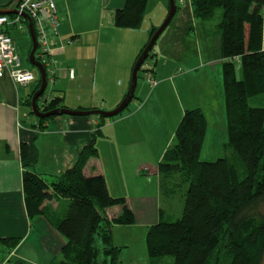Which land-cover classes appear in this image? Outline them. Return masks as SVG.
<instances>
[{
  "label": "crops",
  "instance_id": "crops-1",
  "mask_svg": "<svg viewBox=\"0 0 264 264\" xmlns=\"http://www.w3.org/2000/svg\"><path fill=\"white\" fill-rule=\"evenodd\" d=\"M12 1L0 0V8ZM102 1L105 9L100 5ZM53 3L60 23L59 36L51 45L52 60L56 61V88L44 99L61 98L63 106L72 111L108 112L116 108L126 95L134 62L148 42L151 30L167 16L168 4L164 0H151V5L157 9L151 16L148 0L144 15L147 21L144 17L139 29L128 30L113 26V13L123 7L125 0H53ZM178 3L179 10L154 44L149 58V67H153L148 72L153 84L146 83L149 87L146 93L144 84L137 85L136 104L129 107L132 99L125 114L122 112L118 117L106 120L101 128L102 135L96 139L93 135L100 123L97 116H55L41 125L43 129L39 128L36 119L28 116L31 111L25 102L35 82L19 86L8 76L0 78V240H17L15 248L0 264H52L59 259L64 245L54 226L63 218L69 200L52 197L44 205L45 215L28 217L22 190L21 145L27 147L31 171L41 176L59 177L75 165L82 149L92 140L98 156L88 161L84 173L101 175L109 194L125 198L135 216L132 225L111 227L112 243L120 249L118 259L121 264H149L145 238L148 227L158 221L162 209L158 184L154 194H143L131 200L126 192L114 191L106 176L108 157L112 152L117 153L119 145H132L133 141L120 136L116 139L112 134L104 136V131L116 126L120 129V125L125 124L131 126L126 131L134 137L139 128H143L141 115L155 114L152 107H166L170 102L173 107L170 112L173 109L172 117L176 122L178 117L181 119L184 109L202 110L206 119L202 149L206 143L207 148L213 146L210 130H222L221 125L217 126V118L221 124L225 115V108L223 110L211 88L213 74L217 77V72L221 73L222 79L221 41L217 32L220 14L213 21L203 23L193 17L191 0H178ZM262 15L264 49V3ZM67 40L71 47L63 46ZM112 58L118 62L117 66L112 64ZM99 61L108 64L104 74L99 73ZM64 63H67L66 67ZM70 70L74 73L73 78L69 77ZM194 78L197 81L188 86L186 81ZM219 138H223V134ZM225 140H222L221 149L214 144L213 152L220 156L217 159L224 157ZM166 146L158 157L159 162ZM156 173L158 177L157 170ZM117 212L118 207H114L107 210V215L111 217Z\"/></svg>",
  "mask_w": 264,
  "mask_h": 264
},
{
  "label": "trees",
  "instance_id": "trees-1",
  "mask_svg": "<svg viewBox=\"0 0 264 264\" xmlns=\"http://www.w3.org/2000/svg\"><path fill=\"white\" fill-rule=\"evenodd\" d=\"M174 2L177 12L180 6L177 0ZM263 3L264 0H191L193 17L203 23L213 21L216 11L221 10L217 32L221 41L227 131L223 149L226 153L216 161L200 160L206 119L200 108L184 109L173 143L165 150L157 167L162 200L170 203L183 199V209L175 221L160 209L158 221L148 227L145 244L149 264H163L166 258H170L172 264L262 262ZM147 4L148 0H125L123 7L113 13V26L139 29ZM157 28L151 30L148 41ZM152 51L153 48L150 55ZM145 62H149V58ZM237 70L240 71L239 79ZM39 84L37 77L33 91L25 100L29 108ZM38 102L42 112L65 108L61 98L44 99V93ZM52 118H36L39 128L43 129L41 125ZM97 118L100 123L94 139L102 135L103 123L113 119ZM97 151L92 140L82 149L73 167L59 177H47L29 169L27 147H20L22 190L28 217L45 215L44 205L52 197L69 200L63 218L54 226L64 245L59 259L52 264H121L118 259L120 249L112 243L111 227L132 225L135 216L125 198L109 194L101 175L84 173L88 161L98 156ZM114 207H119V212L108 217L107 210ZM16 244L15 239L0 240V262ZM222 249L224 254L220 252Z\"/></svg>",
  "mask_w": 264,
  "mask_h": 264
},
{
  "label": "rangeland",
  "instance_id": "rangeland-1",
  "mask_svg": "<svg viewBox=\"0 0 264 264\" xmlns=\"http://www.w3.org/2000/svg\"><path fill=\"white\" fill-rule=\"evenodd\" d=\"M150 2H151V0H149V7H150L149 10L151 11L152 14L149 13V15L152 16L153 13H155V11L157 9H155V6L151 5ZM164 2L166 4H168L167 0H164ZM100 5L102 8H104V9L106 8V7H103V5H104L103 1L100 2ZM220 13H221V10H217L214 17L215 18L218 17ZM144 17L146 18L145 19V22H146L148 18L146 16H144ZM162 22L157 27H159L162 24ZM25 28L15 35L16 54L20 58L22 67L24 69L30 71L35 77L39 78L37 68L32 66L28 61V56H29V53L31 50V40H30L28 31ZM57 38L54 39V42H56ZM63 46L64 47H71L72 44H69L68 40H67L66 42H64ZM116 51H119L118 48ZM70 52L71 51L69 50L68 54ZM93 54H95V51H93ZM51 55L53 56V52L51 53ZM111 61H112V64L114 66H117L118 62H116L115 58H112ZM53 63L56 64V61L53 60ZM63 65H64V67H66L67 63H64ZM105 65L106 64L99 61V63H98L99 73H101V72L103 74L105 73L104 67H107L108 64L106 66ZM236 77H237V79L240 78V71L239 70H237V72H236ZM130 78H131V76L128 77V82H129ZM204 80H205V77L203 78L202 82H204ZM196 81H197V79L194 78V79H191V80L186 81V82L189 86L190 84H194V82H196ZM146 83L149 84L146 72L142 68L138 72V78H137L136 87H135V91H134L135 96H138L137 89H136L137 85L139 87L140 84H144L145 93H146V91L149 90L148 89L149 87H147ZM31 84H33V83H31ZM55 85L56 84H54V83L53 84L48 83L46 86V89L44 91V96H47L48 93L49 94L52 93V91L55 92V88H56ZM129 85L130 84L128 83L127 92L129 89ZM205 85H207V81L205 82ZM31 87H32V85H31ZM211 88L213 89V94H214L216 100H219L221 102L222 108L224 110V92H223L221 73L217 72V77H216V75L213 74L212 79H211ZM127 92H126V94H127ZM135 102H136V99L132 100L131 105H129V107L130 106L133 107L136 104ZM137 104H139V102ZM167 105L169 107L168 106L162 107V105L152 107V109L154 108L155 109L154 111L157 112L155 114H151V115L149 114V116H147V117H144V115H141V117L139 119L142 120L143 128L144 127H146V128L143 129L142 127H140L138 134L134 137L129 136L130 135L129 132L126 131L131 126L125 125V124L120 125L121 126L120 129L118 126H116L115 128L111 127L110 129L104 131V136L112 134L114 136V138H116V139L123 137V138L131 139L133 141L132 145L125 144L122 142L123 145H119V147L117 149V153L112 152V154H110L112 158L108 157L109 160H108L107 165H109V166L106 169V176H107L108 182L112 183V187L115 188L114 191L126 192L127 193L126 195H128V197H129L128 200L142 196L143 194H146L149 196H150V193L154 194L155 186L158 184V177H157V173H156L158 163H159L158 157L166 145L167 146L165 149H167L173 143L174 132H175L176 126L180 120V118L178 117V121L177 122L175 121V118L172 117L174 115L173 109L170 112L172 104L170 102H168ZM253 105L257 106V103H253ZM148 106H150V104ZM114 109H112V110H114ZM127 109H128V107L125 110H127ZM112 110H110V111H112ZM125 110L123 111V113L125 112ZM110 111H108V112H110ZM28 116H30V118H32V120L36 119L35 116L32 114L28 115ZM118 116H116V117H118ZM156 118L160 119V120L157 121ZM221 120H222V122L220 124L219 123L220 119L217 118V126L220 127V125H221L222 130L220 128H218L216 132H214V130H210L213 146H211L209 144L210 145L209 147H211V148H207L206 145L208 143H206V145H204V147L200 153V160L201 161H216L217 158L220 157V156H217L218 154H216L213 151H215V146H214L215 143L217 144V147L219 149H221L222 143H223L222 140H225L223 138L226 137V140L224 141V143L227 141L225 115L223 116V119H221ZM138 121L139 120H137V122ZM222 134H223V138L220 139L219 137H220V135L222 136ZM169 137H170V140H169ZM149 146H151L153 148V150H155V153H153V150H151ZM225 153H226V151H224V154ZM144 165H148L149 168L148 167L143 168ZM161 203H162L163 211L165 212L166 215L171 217L172 221L177 220L181 216V211L183 209V199L179 200V201L170 202V203L169 202L166 203L163 200H161ZM118 209H119V207H118ZM260 212L264 216V204L261 206ZM108 217H110V215H108ZM98 246H99V243H98ZM220 252H221V254H224L225 251H224V249H222ZM100 259H101V257L99 258V260ZM163 264H172V261L170 258H166ZM261 264H264V257L262 259Z\"/></svg>",
  "mask_w": 264,
  "mask_h": 264
},
{
  "label": "built area",
  "instance_id": "built-area-1",
  "mask_svg": "<svg viewBox=\"0 0 264 264\" xmlns=\"http://www.w3.org/2000/svg\"><path fill=\"white\" fill-rule=\"evenodd\" d=\"M16 15H0V78L8 76L15 84L27 86L36 81L30 71L24 69L15 50V35L26 26V15L32 23L37 49L34 57L45 71L46 86L55 81L56 67L52 60V43L59 36L60 23L56 15L53 0H19L14 7ZM28 31V29H27ZM71 43V42H69ZM148 83L153 84L149 71V63L142 66ZM73 71L69 77L73 78Z\"/></svg>",
  "mask_w": 264,
  "mask_h": 264
},
{
  "label": "water",
  "instance_id": "water-1",
  "mask_svg": "<svg viewBox=\"0 0 264 264\" xmlns=\"http://www.w3.org/2000/svg\"><path fill=\"white\" fill-rule=\"evenodd\" d=\"M19 0H14L13 3L10 6L2 7L0 8V15H16L17 11L14 9V7L17 5ZM176 12L175 2L174 0H168V13L165 17L162 24L157 28V30L154 32V34L151 36L150 40L146 44L145 48L143 49L141 55L137 58L135 61L132 72H131V78H130V85L127 94L123 98V100L120 102V104L112 111L110 112H104L101 110H87V111H72L67 108H61V109H55L51 110L49 112H42L38 108V99L41 97V95L44 93L46 89V74L44 71V68L35 60L34 54L37 49L36 44V38L33 30V26L31 21L26 15H22L23 18L26 20V26L28 29V34L31 40V50L28 56L29 63L37 68L38 70V76H39V88L31 97L30 100V111L32 115H34L38 119H44L49 117H55V116H78V117H88V116H100L105 119H110L118 116L121 114L127 107L130 101L133 99L134 91L136 87V82L138 78V72L146 59L150 58L151 55L149 54L152 50L154 44L160 37V35L163 33V31L167 28V26L172 21L174 15Z\"/></svg>",
  "mask_w": 264,
  "mask_h": 264
},
{
  "label": "clouds",
  "instance_id": "clouds-1",
  "mask_svg": "<svg viewBox=\"0 0 264 264\" xmlns=\"http://www.w3.org/2000/svg\"><path fill=\"white\" fill-rule=\"evenodd\" d=\"M148 63V62H147ZM143 66V65H142ZM141 69H142V67H141Z\"/></svg>",
  "mask_w": 264,
  "mask_h": 264
}]
</instances>
